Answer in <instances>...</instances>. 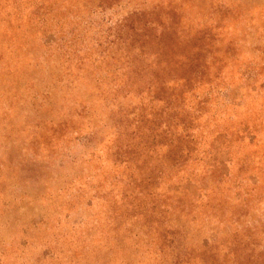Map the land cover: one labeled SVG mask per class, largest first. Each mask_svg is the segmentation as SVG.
Segmentation results:
<instances>
[{"label": "rangeland", "instance_id": "rangeland-1", "mask_svg": "<svg viewBox=\"0 0 264 264\" xmlns=\"http://www.w3.org/2000/svg\"><path fill=\"white\" fill-rule=\"evenodd\" d=\"M0 264H264V0H0Z\"/></svg>", "mask_w": 264, "mask_h": 264}]
</instances>
